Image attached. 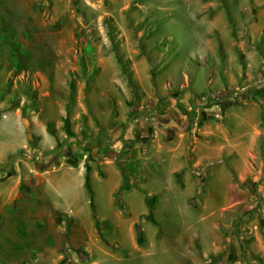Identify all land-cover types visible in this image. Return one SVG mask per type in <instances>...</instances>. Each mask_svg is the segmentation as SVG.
I'll use <instances>...</instances> for the list:
<instances>
[{"label": "rangeland", "instance_id": "rangeland-1", "mask_svg": "<svg viewBox=\"0 0 264 264\" xmlns=\"http://www.w3.org/2000/svg\"><path fill=\"white\" fill-rule=\"evenodd\" d=\"M261 89L264 0H0V101L34 135L0 166V264H264V151L213 150Z\"/></svg>", "mask_w": 264, "mask_h": 264}, {"label": "crops", "instance_id": "crops-1", "mask_svg": "<svg viewBox=\"0 0 264 264\" xmlns=\"http://www.w3.org/2000/svg\"><path fill=\"white\" fill-rule=\"evenodd\" d=\"M211 80L215 79H207L206 76L203 77L202 80H198L199 88H204L207 86V83ZM202 86V87H201ZM217 88V86H214ZM95 100L100 98L107 99L108 101H114V93L107 92L103 95L93 94ZM19 102V101H18ZM53 108L59 109L60 111L64 107L65 109V101H49ZM17 104L16 106H18ZM15 106H12V101H0V111H2L3 118L0 120V166L3 163L11 158V155L19 152V150L23 149L25 145L28 144L32 133L26 130V127L23 125L21 119L18 117L21 116V108L17 110L14 109ZM24 109V108H23ZM204 114V113H203ZM225 118V126L223 127V133L214 137L216 139V144H214L213 150L217 152L216 155L220 154V158L218 159L219 163L222 162H230L225 160L226 158H238L244 162L249 161V155L255 153L256 149H260V152L264 151V147L260 145L262 140L264 139V122L262 120V115H264V91L255 100L246 101L242 104H234L231 105L228 109L224 111ZM14 116V122L11 124V119ZM206 116V115H204ZM201 117V116H200ZM19 118V119H18ZM205 117L202 118V120ZM49 121V120H48ZM45 129V133H41L43 136L47 132ZM16 132V133H15ZM7 136L2 137L4 134ZM21 137V144L11 147L2 141L3 138L13 137V136ZM7 145V146H6ZM246 145V151L240 150V147ZM235 161V160H232ZM243 165V169L239 170L234 166H230V169L235 170L239 175L242 176L243 171L249 170L250 167L248 165ZM253 169H255L254 175L256 177L258 175V169L253 165ZM169 168H171V164L169 163ZM231 171V170H230ZM232 174V171L230 172ZM253 179L256 181L258 177ZM237 184V183H236ZM76 185V184H75ZM238 194L242 198H247L248 192L244 190H237ZM256 207V203L251 205H247L245 211L247 209H253ZM233 239V244L240 248L239 243ZM237 250V248H236Z\"/></svg>", "mask_w": 264, "mask_h": 264}, {"label": "trees", "instance_id": "trees-1", "mask_svg": "<svg viewBox=\"0 0 264 264\" xmlns=\"http://www.w3.org/2000/svg\"><path fill=\"white\" fill-rule=\"evenodd\" d=\"M5 85V90L8 92L9 91V85L6 84V83H3ZM261 91H263V89H261ZM260 92V91H259ZM16 104H18V101H12V106H15ZM262 120L264 122V115H262ZM33 138H34V135H31V138L29 140V142L32 143L33 141ZM22 150L24 149H21L19 150V152L17 153H20ZM55 152V151H54ZM16 153H14L13 155H11V159L15 156ZM68 163L72 166H77L78 165V159L77 158H74V159H71V157H69L68 159ZM123 170V178H124V188L129 190L132 188L130 182H129V176L126 174V172ZM157 196L156 195H146L145 199H146V203L148 205V207L150 209H152L154 207V205L156 204L157 202ZM140 231V229H139ZM139 241L141 242V239L139 238Z\"/></svg>", "mask_w": 264, "mask_h": 264}, {"label": "built area", "instance_id": "built-area-1", "mask_svg": "<svg viewBox=\"0 0 264 264\" xmlns=\"http://www.w3.org/2000/svg\"><path fill=\"white\" fill-rule=\"evenodd\" d=\"M208 165H210V164H208ZM205 168H206V167H205ZM205 168H203V170H202V171L206 170Z\"/></svg>", "mask_w": 264, "mask_h": 264}]
</instances>
